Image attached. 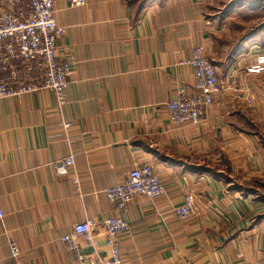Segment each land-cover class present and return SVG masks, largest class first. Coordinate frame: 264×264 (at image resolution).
Segmentation results:
<instances>
[{
    "label": "crops",
    "instance_id": "crops-1",
    "mask_svg": "<svg viewBox=\"0 0 264 264\" xmlns=\"http://www.w3.org/2000/svg\"><path fill=\"white\" fill-rule=\"evenodd\" d=\"M55 10L58 58L72 70L62 115L49 90L0 99V264H76L61 237L115 214L105 190L146 163L165 194L130 205L124 264H264V205L246 194L264 182V72H248L264 55V1L56 0ZM196 46L221 92L199 124L178 127L167 104L193 90ZM70 154L74 168L57 175ZM189 194L197 211L181 220L172 209ZM79 242L109 256L103 229Z\"/></svg>",
    "mask_w": 264,
    "mask_h": 264
},
{
    "label": "built area",
    "instance_id": "built-area-1",
    "mask_svg": "<svg viewBox=\"0 0 264 264\" xmlns=\"http://www.w3.org/2000/svg\"><path fill=\"white\" fill-rule=\"evenodd\" d=\"M56 0H7L8 8L0 13V99L49 90L55 94L59 114L67 105V89L71 67L68 61L58 58V40L65 28L55 17ZM71 7H83L87 0H67ZM194 73L193 90L177 89L176 97L167 104L171 123L175 126L199 124L207 110L221 92L216 66L207 59L202 46L193 49L188 61ZM249 73L264 72V55L248 69ZM250 102V101H249ZM67 133L72 124L63 120ZM72 154L54 162L57 175H68L74 168ZM78 184L79 178L74 176ZM116 213L102 220L87 219L74 225L71 233L61 237L75 254L76 264H124L119 248V238L130 229L125 218L130 205L139 197L157 199L165 194V187L151 164L135 165L123 181L105 190ZM195 196L189 194L184 203L174 207L172 213L181 220L195 215ZM5 213L0 200V219ZM106 232L108 257L86 255L81 250L80 239L92 246L94 236Z\"/></svg>",
    "mask_w": 264,
    "mask_h": 264
},
{
    "label": "rangeland",
    "instance_id": "rangeland-1",
    "mask_svg": "<svg viewBox=\"0 0 264 264\" xmlns=\"http://www.w3.org/2000/svg\"><path fill=\"white\" fill-rule=\"evenodd\" d=\"M238 2L240 1H237V3ZM246 194H251V197H253V199L260 200V202L264 205V182L261 184L259 183L257 187L254 186L252 191L247 192ZM262 217H264V214L262 215Z\"/></svg>",
    "mask_w": 264,
    "mask_h": 264
},
{
    "label": "water",
    "instance_id": "water-1",
    "mask_svg": "<svg viewBox=\"0 0 264 264\" xmlns=\"http://www.w3.org/2000/svg\"><path fill=\"white\" fill-rule=\"evenodd\" d=\"M259 1H264V0H259Z\"/></svg>",
    "mask_w": 264,
    "mask_h": 264
}]
</instances>
